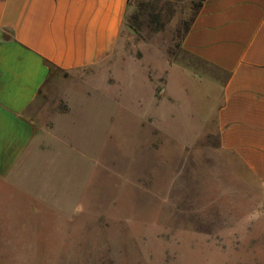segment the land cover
Here are the masks:
<instances>
[{
	"label": "rangeland",
	"instance_id": "obj_1",
	"mask_svg": "<svg viewBox=\"0 0 264 264\" xmlns=\"http://www.w3.org/2000/svg\"><path fill=\"white\" fill-rule=\"evenodd\" d=\"M200 0H128L114 51L50 74L0 178V264H264V185L219 148ZM127 26H130V30Z\"/></svg>",
	"mask_w": 264,
	"mask_h": 264
},
{
	"label": "crops",
	"instance_id": "obj_2",
	"mask_svg": "<svg viewBox=\"0 0 264 264\" xmlns=\"http://www.w3.org/2000/svg\"><path fill=\"white\" fill-rule=\"evenodd\" d=\"M128 0H0V178L28 153L26 110L54 64L94 65L116 48ZM184 50L225 74L219 148L264 185V0H203Z\"/></svg>",
	"mask_w": 264,
	"mask_h": 264
},
{
	"label": "trees",
	"instance_id": "obj_3",
	"mask_svg": "<svg viewBox=\"0 0 264 264\" xmlns=\"http://www.w3.org/2000/svg\"><path fill=\"white\" fill-rule=\"evenodd\" d=\"M202 2H203V0H200L199 7L201 6ZM198 10H199V8H198ZM198 10H197V11H198ZM196 13H197V12H196ZM189 27H190V26H189ZM187 30H188V29H187ZM48 66L51 67V66H55V65L52 64V63H48Z\"/></svg>",
	"mask_w": 264,
	"mask_h": 264
},
{
	"label": "water",
	"instance_id": "obj_4",
	"mask_svg": "<svg viewBox=\"0 0 264 264\" xmlns=\"http://www.w3.org/2000/svg\"><path fill=\"white\" fill-rule=\"evenodd\" d=\"M130 30H133V29H131V27L130 26H127ZM134 31V30H133Z\"/></svg>",
	"mask_w": 264,
	"mask_h": 264
}]
</instances>
